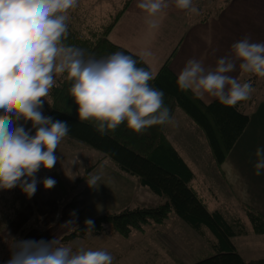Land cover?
<instances>
[{
    "label": "clouds",
    "instance_id": "obj_1",
    "mask_svg": "<svg viewBox=\"0 0 264 264\" xmlns=\"http://www.w3.org/2000/svg\"><path fill=\"white\" fill-rule=\"evenodd\" d=\"M79 0H0V189L16 187L31 198L37 191L36 174L43 166L52 169L55 152L68 135L67 122L43 115L44 98L63 77L70 83L69 94L78 105L81 121H90L102 134L123 123L136 133L152 126L175 125L164 104L162 90L151 86L155 73L138 64L146 63L150 52L132 55L117 51L99 59L86 57L84 50L69 46L70 10ZM199 14L194 0H137L149 29H158V17L170 7ZM239 71L264 78V42L245 37L231 45V55L219 58L206 69L203 60L189 59L178 75L177 85L195 98L210 103L218 100L234 107L251 97L250 82L241 83L230 75ZM23 121L24 123H20ZM31 121V130L25 125ZM255 174L264 170V148H257ZM99 176L88 180L95 186ZM56 181L43 180L45 189ZM68 221L67 224H72ZM93 225L91 220L85 221ZM106 250H85L45 241L18 240L7 264H113Z\"/></svg>",
    "mask_w": 264,
    "mask_h": 264
},
{
    "label": "rangeland",
    "instance_id": "obj_2",
    "mask_svg": "<svg viewBox=\"0 0 264 264\" xmlns=\"http://www.w3.org/2000/svg\"><path fill=\"white\" fill-rule=\"evenodd\" d=\"M123 3L122 0H79L78 6L70 10L68 27L82 37L92 38L95 33L103 32ZM63 79L58 78L57 83ZM240 82H250L254 87L251 97L264 92L262 77L243 74ZM44 99L42 111L47 116L49 95ZM25 128L35 134L31 121ZM201 150L203 153L204 149ZM55 155L58 157L55 166L50 170L42 166L36 174L39 202L35 203V194L29 198L20 187L0 189V264L9 261L16 241L28 231L47 227L59 237L58 244L73 250L80 247L106 250L114 257L113 264H191L214 254L212 244L216 241L213 235L207 229L203 234L195 231L174 213L161 224L151 222L143 229H134L129 236L121 235L107 224L100 234L89 232L61 243L64 235L87 220L118 213L127 207L157 205L161 199L140 186L136 178L121 171L102 152L69 135L61 141ZM206 170H214L213 164L207 165ZM92 176L100 177L95 186L88 183ZM47 177L56 181L51 189H45L43 185ZM215 177L213 185L222 186L217 172ZM45 191L50 193L45 194ZM211 208H214L212 204ZM227 218L236 230H246L245 234L235 236L234 243L245 256H252L248 260L264 257V238L253 232L249 234L243 213L228 211ZM70 220L73 223L67 224Z\"/></svg>",
    "mask_w": 264,
    "mask_h": 264
},
{
    "label": "trees",
    "instance_id": "obj_3",
    "mask_svg": "<svg viewBox=\"0 0 264 264\" xmlns=\"http://www.w3.org/2000/svg\"><path fill=\"white\" fill-rule=\"evenodd\" d=\"M128 2L113 16L102 33L85 38L68 27L64 42L69 46L82 48L86 57L99 59L121 51L139 60V57L108 39L109 32ZM138 66L148 68L143 61ZM177 79L167 61L150 84L163 91L164 104L171 110L172 115L180 109L199 126L207 138L215 162L221 164L246 128L249 115L241 108L240 102L234 107L224 106L218 100L205 104L190 91L180 90ZM70 86L63 79L50 90L47 116L54 121L67 122L70 137L102 152L121 171L136 178L140 186L148 188L161 201L157 205H137L118 213L100 215L91 219L92 227L82 224L64 235L61 243L72 241L89 232L100 234L107 224L112 225L121 235L129 236L134 229H143L144 225L151 222L161 224L174 213L195 231L203 234L204 229H207L215 238L216 242L212 244L214 254L191 264H264V258L245 260L239 254L232 238L245 234L246 230H236L235 225L222 212L209 210L203 198L191 185L194 174L168 139L166 126L156 125L136 133L125 122L114 131L109 130L102 135L92 122L79 120L78 105L68 91ZM247 215L253 232L264 234L263 216L250 208H247Z\"/></svg>",
    "mask_w": 264,
    "mask_h": 264
},
{
    "label": "crops",
    "instance_id": "obj_4",
    "mask_svg": "<svg viewBox=\"0 0 264 264\" xmlns=\"http://www.w3.org/2000/svg\"><path fill=\"white\" fill-rule=\"evenodd\" d=\"M126 1H129L128 5L109 32L108 39L137 57L142 52H150L151 55L145 57L146 63L143 62L155 76L167 61L171 71L178 77L189 59L203 60L206 69L214 68L219 58L231 55L233 43L245 37L252 42H264V0H194L199 9L198 15H188L170 3L165 13L157 18L158 29L148 28L144 13L136 7L137 0H122L123 6ZM230 75L239 81L243 76L239 68ZM215 100L211 99L210 103ZM240 103L250 119L221 164L215 162L204 132L180 109L173 114L175 125H166L165 131L192 170L194 177L191 185L209 210L222 212L228 221V211L243 213L245 225L250 228L249 234H252L253 226L247 208L264 218V170L256 175L254 168L256 150L264 148V92ZM201 149H204L203 153ZM211 164L214 170H206V166ZM216 172L222 186L213 185ZM38 190L39 185L35 203L40 200ZM49 193L45 191V194ZM211 204L214 208H211ZM48 228L28 231L21 240H58L55 232ZM256 235L264 238V234ZM235 247L245 260L252 257L245 256Z\"/></svg>",
    "mask_w": 264,
    "mask_h": 264
}]
</instances>
